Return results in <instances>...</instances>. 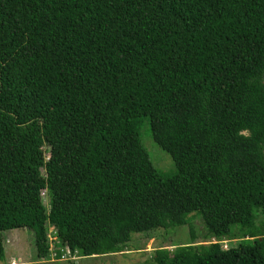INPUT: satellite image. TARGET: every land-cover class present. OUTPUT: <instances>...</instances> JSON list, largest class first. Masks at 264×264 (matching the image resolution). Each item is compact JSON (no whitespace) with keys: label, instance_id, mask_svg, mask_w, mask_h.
Here are the masks:
<instances>
[{"label":"trees","instance_id":"1","mask_svg":"<svg viewBox=\"0 0 264 264\" xmlns=\"http://www.w3.org/2000/svg\"><path fill=\"white\" fill-rule=\"evenodd\" d=\"M195 217L157 264H264V0H0V264L9 230L60 264Z\"/></svg>","mask_w":264,"mask_h":264},{"label":"rangeland","instance_id":"2","mask_svg":"<svg viewBox=\"0 0 264 264\" xmlns=\"http://www.w3.org/2000/svg\"><path fill=\"white\" fill-rule=\"evenodd\" d=\"M140 138L149 153L154 167L164 175L175 173V166L170 155L153 141L146 119L143 120L140 128ZM47 156L45 157L47 158ZM42 202L45 206H48L45 193L42 194ZM192 214H195V212ZM200 219V217H195L186 225L178 227L159 228L149 232L134 233L126 248L118 253L80 257L77 254H67L66 249L60 264H157L151 255L156 249H173L176 246L186 245L192 241V237H196V242L209 240L207 229L203 226ZM190 225L193 227V234L190 231ZM47 233L52 240L55 238L51 227L48 228ZM148 233L150 234L147 235ZM2 236L5 249L3 264H38L31 231L14 229L4 232ZM54 242H50V247L54 245ZM207 243L209 242H203V244Z\"/></svg>","mask_w":264,"mask_h":264},{"label":"built area","instance_id":"3","mask_svg":"<svg viewBox=\"0 0 264 264\" xmlns=\"http://www.w3.org/2000/svg\"><path fill=\"white\" fill-rule=\"evenodd\" d=\"M50 239V241H53L51 238H49ZM53 256H55L54 254H53ZM64 258V255L63 256H61V259H63Z\"/></svg>","mask_w":264,"mask_h":264},{"label":"clouds","instance_id":"4","mask_svg":"<svg viewBox=\"0 0 264 264\" xmlns=\"http://www.w3.org/2000/svg\"><path fill=\"white\" fill-rule=\"evenodd\" d=\"M247 133H245V135H246Z\"/></svg>","mask_w":264,"mask_h":264}]
</instances>
